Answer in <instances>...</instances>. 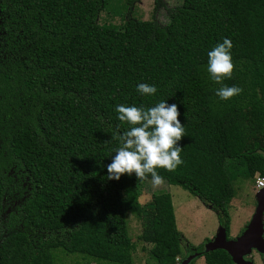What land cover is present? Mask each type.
I'll return each mask as SVG.
<instances>
[{"label":"trees","instance_id":"1","mask_svg":"<svg viewBox=\"0 0 264 264\" xmlns=\"http://www.w3.org/2000/svg\"><path fill=\"white\" fill-rule=\"evenodd\" d=\"M118 1L0 0V264H66L62 255L132 264L130 210L151 246L147 264H177L183 246L205 264H233L223 250L204 251L209 239L183 237L169 193L142 205V180L108 179L107 166L131 127L118 105L176 104L184 163L157 172L212 210L230 238L234 180L264 176V144L248 119L252 99L264 103V0H181L163 24ZM225 38L234 71L218 84L208 52ZM141 83L156 93H139ZM223 85L242 92L222 100Z\"/></svg>","mask_w":264,"mask_h":264},{"label":"rangeland","instance_id":"2","mask_svg":"<svg viewBox=\"0 0 264 264\" xmlns=\"http://www.w3.org/2000/svg\"><path fill=\"white\" fill-rule=\"evenodd\" d=\"M126 1L132 2L129 16L143 21L155 20L161 24L165 23L167 10L179 5L181 2V0H160L163 6L160 9H156L154 0H120L118 2L126 4ZM100 18H103V21L108 20L115 24H119L120 21L118 18L107 16L104 13H101ZM251 108L253 110L252 117H248V119L251 120L252 126L254 125L253 130L258 140L264 144V103L260 94L252 99ZM253 118L254 120H252ZM258 174L260 173L255 174L254 179L241 177L233 182L235 195L229 204L228 210L230 215L229 231L232 232L231 236L229 234V239H235L242 234L251 221L256 208V195L259 191L255 188V179ZM140 186L142 189L139 202L142 205L149 204L154 193L166 192L171 195L177 229L191 245L199 246L206 239H212L215 236L219 228L217 216L196 197L182 188L168 185L166 182L162 186L153 187L151 180H144L140 182ZM125 221L128 235L135 245L132 264H147L148 249L151 246L139 240L142 232L141 219L130 210V212H125ZM194 253L189 254L183 246V255L179 257L177 264H181ZM60 257L62 262L66 264H71L72 260L77 261L78 264L84 263L78 256L62 255ZM248 259L252 261V264H264V256L256 251H253ZM193 260H195L194 264H205L203 257L198 256Z\"/></svg>","mask_w":264,"mask_h":264},{"label":"clouds","instance_id":"3","mask_svg":"<svg viewBox=\"0 0 264 264\" xmlns=\"http://www.w3.org/2000/svg\"><path fill=\"white\" fill-rule=\"evenodd\" d=\"M232 47V41L225 38L208 52L207 70L218 84L232 78ZM137 91L151 96L157 89L141 83L137 86ZM241 92L239 87L223 85L215 94L222 100H229ZM115 111L119 121L131 127L116 137L120 141V147L115 150L114 158L107 166L108 179L118 181L122 175L135 174L142 181L150 176L153 187L162 186L165 180L157 169L173 172L184 163L180 156L182 148L178 146V142L185 136V130L178 119L180 113L177 105H167L165 101H161L154 107L145 109L143 106L120 104Z\"/></svg>","mask_w":264,"mask_h":264},{"label":"water","instance_id":"4","mask_svg":"<svg viewBox=\"0 0 264 264\" xmlns=\"http://www.w3.org/2000/svg\"><path fill=\"white\" fill-rule=\"evenodd\" d=\"M264 188L256 195V208L245 231L235 239H228L225 229L219 226L215 236L204 244L205 252L223 250L230 256L233 264H252L249 256L253 251L264 256ZM196 252L181 264H190L198 257Z\"/></svg>","mask_w":264,"mask_h":264},{"label":"built area","instance_id":"5","mask_svg":"<svg viewBox=\"0 0 264 264\" xmlns=\"http://www.w3.org/2000/svg\"><path fill=\"white\" fill-rule=\"evenodd\" d=\"M255 188L261 190L264 188V176L257 175L255 179Z\"/></svg>","mask_w":264,"mask_h":264},{"label":"crops","instance_id":"6","mask_svg":"<svg viewBox=\"0 0 264 264\" xmlns=\"http://www.w3.org/2000/svg\"><path fill=\"white\" fill-rule=\"evenodd\" d=\"M180 194H181V192H180ZM180 199H182V198H180ZM174 204H175V203H174ZM245 225H246V224H245ZM244 227H245V226H244ZM231 233H232V232L229 231L230 236L232 235ZM237 237H238V236H237Z\"/></svg>","mask_w":264,"mask_h":264}]
</instances>
